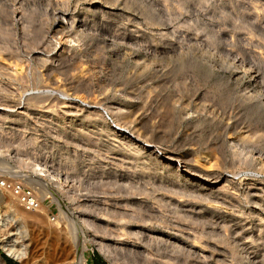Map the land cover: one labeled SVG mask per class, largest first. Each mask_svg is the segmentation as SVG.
<instances>
[{
    "label": "rangeland",
    "instance_id": "374dc122",
    "mask_svg": "<svg viewBox=\"0 0 264 264\" xmlns=\"http://www.w3.org/2000/svg\"><path fill=\"white\" fill-rule=\"evenodd\" d=\"M3 180L0 264H264V0H0Z\"/></svg>",
    "mask_w": 264,
    "mask_h": 264
},
{
    "label": "bare ground",
    "instance_id": "6f19581e",
    "mask_svg": "<svg viewBox=\"0 0 264 264\" xmlns=\"http://www.w3.org/2000/svg\"><path fill=\"white\" fill-rule=\"evenodd\" d=\"M63 15L62 14H59L58 16H57V18H55V19H53V21H52V23L49 25L50 26V29L51 30H54V31H56L55 29H62L63 30V28H64V24L62 23L63 21ZM75 22V21H74ZM79 22V21H78ZM80 26V25H79ZM77 27V26H76ZM82 27V26H81ZM59 29V30H60ZM65 29V28H64ZM64 31V30H63ZM59 34H62V31H59ZM64 34V33H63ZM62 34V35H63ZM115 39V38H114ZM61 42V41H60ZM118 48V47H117ZM59 56V55H58ZM250 89V88H249ZM150 93V92H149ZM254 94V93H253ZM221 99V98H220ZM257 102V101H256ZM263 104V103H262ZM257 105V104H256ZM180 114V113H179ZM166 115V114H165ZM186 115V114H185ZM181 116H182V114H181ZM187 116V115H186ZM185 116V117H186ZM190 116V115H189ZM187 118V117H186ZM131 119V118H130ZM183 119V118H182ZM193 131V130H192ZM166 157V160L167 161H171V162H173V157H171V156H165ZM226 158V157H225ZM221 159H223V157L221 158ZM218 160V159H217ZM221 161V160H220ZM223 161V160H222ZM225 161V160H224ZM174 163V162H173ZM184 165H183V168L185 169V170H188V166L185 164V163H183ZM209 164V163H208ZM220 164V163H219ZM212 165V164H211ZM215 165V164H214ZM207 167V166H206ZM205 166L204 167H198V168H196L194 171L192 170L191 171V175L193 176V178H195L197 181L198 180H200V181H203L204 183L202 184V183H200L199 184V188L198 189H201V190H206L207 192V196H209L210 197V195L208 194V193H210V194H214V192H215V194H218V193H222V192H226L225 191V189H227V188H225L224 189V187L225 186H218L220 183H222V182H226V183H228L229 182V180L227 179V177H226V175L224 174V173H222V172H219V171H216V170H214V168L216 169V166H214V168H211L210 167V165L208 166V168H206ZM210 167V168H209ZM43 169H45L44 167H42V169L40 168L39 169V171L40 172H44L45 173V171L43 170ZM46 170V169H45ZM48 172V171H47ZM46 172V173H47ZM47 175V174H46ZM54 179H57V177L55 178V177H53ZM29 181H31L34 185H38V187L37 188H35V186H34V188H33V191H34V189H37V190H39V192H41V198H43V197H45L46 196V194H48V195H51V196H54V193L52 192V190L51 189H49L47 186H46V184H44L42 181H39V180H36V182H35V180H29ZM192 182V181H191ZM31 183V184H32ZM58 183V182H57ZM229 185H230V183H228ZM33 187V186H32ZM201 187V188H200ZM254 186H247L246 185V187H245V190H246V192H249L250 194L252 193V191H254V188H253ZM47 191V192H46ZM36 192V191H35ZM228 192V191H227ZM226 192V193H227ZM255 194V193H254ZM258 195V194H257ZM214 196H216V195H214ZM213 197V196H212ZM40 198V199H41ZM211 198V197H210ZM215 198V197H214ZM39 199V200H40ZM213 199V198H212ZM218 199V198H217ZM4 202V195H3V193L1 192V190H0V204L1 203H3ZM38 207V206H37ZM61 207V210L63 209L62 208V205H60L59 206V208ZM201 211V210H200ZM18 218H21V219H26L27 218V215H25V212L24 213H21V214H19L18 215ZM193 218V217H192ZM76 229V228H75ZM75 229H74V231H75ZM74 234V235H73ZM72 234V236L73 237H77L78 236V234H79V232L78 231H75V233H73ZM81 236V235H80ZM74 238V239H75ZM78 241V240H77ZM76 245V250H77V255H76V258H75V264H85L84 263V259H83V256H82V252H83V250H84V244L83 243H76L75 244ZM2 248L7 252V254H9L10 256H13V257H15L16 259H18V260H20V261H22V260H24V259H26V249H25V247L24 246H17L14 242H10V241H8L6 238H3L2 239Z\"/></svg>",
    "mask_w": 264,
    "mask_h": 264
},
{
    "label": "built area",
    "instance_id": "2783aa9c",
    "mask_svg": "<svg viewBox=\"0 0 264 264\" xmlns=\"http://www.w3.org/2000/svg\"><path fill=\"white\" fill-rule=\"evenodd\" d=\"M0 186L3 190L10 192L23 209L31 211L37 208L38 201L34 192L21 183L3 180Z\"/></svg>",
    "mask_w": 264,
    "mask_h": 264
},
{
    "label": "trees",
    "instance_id": "16d2710c",
    "mask_svg": "<svg viewBox=\"0 0 264 264\" xmlns=\"http://www.w3.org/2000/svg\"><path fill=\"white\" fill-rule=\"evenodd\" d=\"M4 259H5V261H6V262L10 261V260H9V259H7L5 256H4Z\"/></svg>",
    "mask_w": 264,
    "mask_h": 264
}]
</instances>
